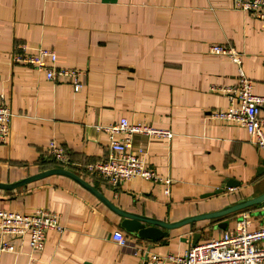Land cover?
Wrapping results in <instances>:
<instances>
[{
  "label": "crops",
  "instance_id": "0c3cea01",
  "mask_svg": "<svg viewBox=\"0 0 264 264\" xmlns=\"http://www.w3.org/2000/svg\"><path fill=\"white\" fill-rule=\"evenodd\" d=\"M46 47L58 64L84 71L76 91L69 80H49L33 65L15 62L19 44ZM214 43L243 53L242 67L264 94V21L234 0H0V97L14 113L8 142L0 143V181L13 183L62 166L47 154L51 141L64 146L68 168L117 207L167 221L221 209L264 191L261 152L247 129L212 117L229 106L223 90L234 85L238 65L213 53ZM172 131L170 139L134 136L149 164L167 184L135 177L116 185L86 170L108 156L109 135L98 128L120 118ZM234 179L233 188L206 196ZM0 208L59 213L61 230L47 232L34 251L29 236L10 239L0 264H143V254L113 239L124 230L121 216L75 179L53 174L16 189L0 188ZM201 220L170 231L143 248L184 253L222 235L245 211L252 226L264 224V209ZM125 231V230H124ZM126 232V231H125Z\"/></svg>",
  "mask_w": 264,
  "mask_h": 264
},
{
  "label": "built area",
  "instance_id": "2783aa9c",
  "mask_svg": "<svg viewBox=\"0 0 264 264\" xmlns=\"http://www.w3.org/2000/svg\"><path fill=\"white\" fill-rule=\"evenodd\" d=\"M234 4L264 21V0H234ZM18 47L21 50L13 54L15 62L33 65L44 71L49 80H69L76 91L84 86V71L59 65L58 54L54 49H32L25 43ZM210 50L227 55L238 65L236 83L223 89L229 97V106L214 111L212 117L247 129L264 160V94L254 91L253 80L242 67V52L231 45L219 43L212 44ZM13 115L11 105L2 95L0 143L10 139ZM98 128L109 135V152L106 158L87 163L85 168L89 173L103 176L114 185L135 177L163 182L167 184L166 192H169L171 178L162 176L149 164L145 151L135 150L134 136L140 133L170 139L173 136L171 130L132 123L127 117L109 125H99ZM47 154L61 163L62 167L68 168L70 157L64 146L51 141ZM59 216V213L47 208H38L32 213L0 208V253L13 249L10 239H23L26 235L29 236L31 249L40 251L44 248L47 232L50 229H62ZM113 239L123 246L132 247L135 254L146 256L143 264H264V224L253 227L252 215L248 211L243 212L236 225L225 229L221 236L192 243L184 253H160L143 248L136 237L124 230H116Z\"/></svg>",
  "mask_w": 264,
  "mask_h": 264
},
{
  "label": "water",
  "instance_id": "95a60500",
  "mask_svg": "<svg viewBox=\"0 0 264 264\" xmlns=\"http://www.w3.org/2000/svg\"><path fill=\"white\" fill-rule=\"evenodd\" d=\"M264 165V160H263ZM53 174H62L66 175L68 177H71L78 181L82 186L89 189L92 193H94L101 201L106 203L109 207L113 209L118 215L121 216V226L124 228V230L136 237L137 239H143L149 242L150 246L153 245V243H157L161 241L162 239L169 236L170 231L172 229L184 226V225H190L191 228L194 226V224L201 220H215L220 219L226 216H230L231 214H235L240 211L244 210H251V209H259L260 207L264 206V191L261 193L247 197L244 199H241L235 203H232L230 205H227L221 209L198 213L195 215H191L188 217H185L183 219L177 220V221H167L163 219H158L155 217H150L138 213H134L129 210L121 209L117 207L112 201H110L100 190H98L95 186H93L90 182H88L86 179L81 177L79 174L75 173L69 168L62 167V166H55L48 169H45L43 171H40L38 173L29 175L25 177L24 179L13 182V183H7L0 181V188L1 189H16L18 187L25 186L29 183L38 181L40 179L46 178ZM236 184V181L234 179H229L226 181V184L219 187L213 192L206 193V196H212L218 193H222L225 191L227 187L233 188ZM227 221L221 220L216 227H224L227 229ZM201 236V232L195 231L194 232V241L193 243H197L199 238ZM149 247L148 249H150Z\"/></svg>",
  "mask_w": 264,
  "mask_h": 264
},
{
  "label": "rangeland",
  "instance_id": "374dc122",
  "mask_svg": "<svg viewBox=\"0 0 264 264\" xmlns=\"http://www.w3.org/2000/svg\"><path fill=\"white\" fill-rule=\"evenodd\" d=\"M261 209H264V206ZM260 215V217H264V212H261Z\"/></svg>",
  "mask_w": 264,
  "mask_h": 264
},
{
  "label": "trees",
  "instance_id": "16d2710c",
  "mask_svg": "<svg viewBox=\"0 0 264 264\" xmlns=\"http://www.w3.org/2000/svg\"><path fill=\"white\" fill-rule=\"evenodd\" d=\"M49 158H51V157L49 156ZM51 160H52L53 162L57 163V162L55 161V159H54V158H51ZM57 164H58V163H57Z\"/></svg>",
  "mask_w": 264,
  "mask_h": 264
}]
</instances>
